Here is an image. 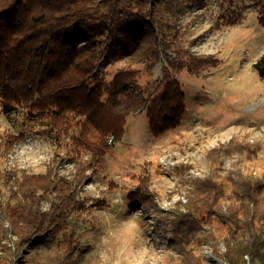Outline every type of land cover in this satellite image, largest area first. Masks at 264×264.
<instances>
[{
  "label": "rangeland",
  "instance_id": "rangeland-1",
  "mask_svg": "<svg viewBox=\"0 0 264 264\" xmlns=\"http://www.w3.org/2000/svg\"><path fill=\"white\" fill-rule=\"evenodd\" d=\"M139 2L143 13L154 10L159 39L167 44L161 46V59L153 69L141 70L142 86L154 90L159 85L168 59L189 62L208 57L215 59V65H197L194 71L188 69L189 63L182 69L170 68L185 92L181 124L154 136L146 111L131 114L123 139L114 142L88 183L78 187L81 209L68 213L57 235L34 240L16 260L11 256V233L3 235L0 230V239L4 236L0 264H60L66 256L73 258L70 264H190L183 249L195 260L200 255L201 264H225L202 234L185 245L175 243L172 223L195 178L221 175L228 195L232 184L226 176L236 179L244 173L264 178V79L254 67L264 54V0ZM128 65L126 58L111 62L107 79ZM29 109L6 112L0 100L3 200L9 198L14 178H22L24 172L44 173L52 168L67 174L74 169L75 128L58 138L44 134L42 120L34 113L25 117ZM87 157L83 152L81 158ZM140 178L148 182L154 200L131 206L128 196ZM51 198H46L47 209ZM229 199L226 195L223 202ZM262 207L263 217L257 223L264 229V197ZM206 219V227L225 250L229 223ZM66 233L72 236L70 244L63 238ZM240 238L238 233L235 239Z\"/></svg>",
  "mask_w": 264,
  "mask_h": 264
},
{
  "label": "trees",
  "instance_id": "trees-1",
  "mask_svg": "<svg viewBox=\"0 0 264 264\" xmlns=\"http://www.w3.org/2000/svg\"><path fill=\"white\" fill-rule=\"evenodd\" d=\"M139 1L0 0V100L4 110L30 107L25 117L34 113L43 121L42 133L55 138L76 130L71 137L76 150L71 172L52 168L44 173L24 172L22 178H14L8 199L0 195V230L3 235L11 233L14 260L34 240L57 235L68 213L81 209L78 187L88 183L114 142L123 139L131 114L146 111L154 136L181 124L185 92L170 68L182 69L189 63L188 69L194 71L195 66L215 65V59L208 57L189 62L168 59L159 85L154 90L142 86L138 81L141 70H152L161 59V46L167 44L159 39L154 10L143 13ZM122 58L129 65L108 80L107 66ZM139 63L145 67H137ZM254 67L264 79V54ZM111 137L113 142H109ZM83 152L88 155L85 160ZM220 178L190 181L187 200H180L175 212L172 240L182 246L202 234L225 264L256 260L264 264V229L257 223L263 217L264 178L244 173L236 179L226 176L232 184L230 195ZM226 195L230 199L223 202ZM51 196L47 209L46 198ZM152 196L148 182L140 178L128 199L131 206L144 205L153 203ZM202 210L205 216L200 215ZM206 217L229 223V234L223 238L225 250L206 227ZM238 233L241 238L235 239ZM63 238L70 244L71 235L63 234ZM182 254L190 264L202 262L200 255L195 260L187 249ZM72 260L66 256L60 264Z\"/></svg>",
  "mask_w": 264,
  "mask_h": 264
},
{
  "label": "built area",
  "instance_id": "built-area-1",
  "mask_svg": "<svg viewBox=\"0 0 264 264\" xmlns=\"http://www.w3.org/2000/svg\"><path fill=\"white\" fill-rule=\"evenodd\" d=\"M109 142H113V137H111V138L109 139Z\"/></svg>",
  "mask_w": 264,
  "mask_h": 264
}]
</instances>
